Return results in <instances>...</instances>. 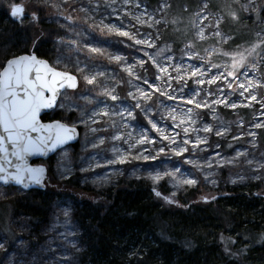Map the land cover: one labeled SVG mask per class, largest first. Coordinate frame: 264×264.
<instances>
[{
  "label": "rangeland",
  "instance_id": "374dc122",
  "mask_svg": "<svg viewBox=\"0 0 264 264\" xmlns=\"http://www.w3.org/2000/svg\"><path fill=\"white\" fill-rule=\"evenodd\" d=\"M30 1L20 0L13 5L21 6L25 16L27 12L35 13L32 11ZM138 1L144 2L143 0H85L86 5L77 8L76 0H41L45 2L43 15L50 17L48 21H54L59 26L66 24L65 32L58 41L61 44L58 57L54 62L52 61L51 66L64 71L72 69L81 75L80 97L73 92L64 91L60 94L54 109L64 116L65 119L62 121L80 127L77 141L79 154L76 157L71 146H66L52 157L53 173L48 175L46 185L51 190L59 192V195L55 194L51 213L46 221L40 224L34 235L30 231L28 217L18 215L10 219L9 208L0 212V243L5 245L4 249H0V264H79L76 258V254L81 249L78 241L79 232L72 218V204L68 196L73 193L79 199L92 200L94 195L92 191H85L82 188L68 190V187L60 185L63 180L76 173L81 175L79 181L81 187L89 185V188L93 189L126 177L129 171L130 174L143 175L152 182H154L152 177L159 173L161 177L159 180L165 179L173 192L178 193L193 188L196 190L197 199L214 196L224 183L234 185L241 181L264 182V177H260L264 174V151L255 153L249 149L258 145L257 142L260 144V134L264 133V131L257 132L259 129L264 130V0L199 1L196 10L206 14L208 23L205 22L206 25L204 23V30H201L202 27L196 31L192 28L193 33L201 41L209 40L213 36L215 37L213 45L223 47V50H218L216 47V51L211 52L210 61H214L212 58L214 55L217 56L218 60L214 63L217 65L226 62L230 72H234L232 69L234 62L239 64L242 61L243 65L249 67L246 76L243 75L245 72H242L240 67L241 72H235V79L229 76L230 80L226 83L212 84L208 81L219 74L214 73L215 68L212 70L209 64L201 59L188 62L182 54L181 47L185 42L179 40L185 36L187 24L182 19L184 16L181 17L178 11L183 1L171 0V4L169 0H161L158 7L149 8V16H145L144 11L139 9ZM210 3L216 8L211 9ZM128 16L132 18L133 23L128 22L130 20ZM244 19L251 20L253 25L244 26L242 23ZM112 25L120 28L121 31L129 32L134 39L119 36L114 31L109 32ZM155 28H158V33L163 29L166 38H171L177 44L180 42L178 50L173 49L176 45L171 46L169 41L160 39L158 33L155 36L159 40L151 49L148 43H135V40H143L151 32L147 29L155 30ZM228 29L233 31L231 43V37L225 34V30ZM217 32L220 33L219 36L216 35ZM254 37L258 43L263 42V45L258 44L256 52L259 53L255 59L246 60V57H251L254 53L252 50L255 45ZM115 40L123 44L129 41L128 44L132 43L134 49L138 48V52L125 53L113 50ZM92 48L101 49L103 54L90 52ZM145 52L158 60L166 57L164 63L169 56H174L175 74L181 76L175 89L183 90L179 94L181 101L179 106L173 104L169 107L163 103L156 105L157 108L143 101L139 111L145 123L135 126L130 123L128 126L124 120L129 116L121 114L120 108L123 105L128 109L136 108L134 105L141 102L133 97L129 98L128 95L131 105L129 102H122L119 96L117 100L111 99V95H115L116 85L120 83L112 82L113 69L110 66H115L116 72L128 76L125 73V64L138 57L147 59ZM116 56L121 57V60L113 59ZM70 65L72 67H69ZM190 65L201 69L204 74H198L190 79L189 76L193 71ZM169 75L171 76L170 71ZM85 76L95 77V82L88 84L84 79ZM102 77L105 78L104 81ZM187 80L191 81L187 83ZM198 80H203L204 83H197ZM249 81L252 82L253 87H249ZM128 82L127 90L134 80L128 78ZM241 83L245 85L247 91L239 87ZM136 86L135 83L133 89ZM170 87L171 84L169 89ZM240 92H244V95L241 96ZM252 95L256 96V100H251ZM189 100L193 103H188ZM217 100L226 101L228 106H225V103H214ZM196 102L202 105L206 103L207 106L196 108ZM174 103L177 101L174 100ZM233 103L236 107H231ZM240 108L250 109L253 112L247 119H242L239 118L241 114L237 111ZM189 109L192 111L189 112ZM104 113L108 114L104 115ZM159 114L162 115L160 118ZM158 118L160 123L157 128L162 130V134L157 129H153L149 123V120L157 123ZM256 124H260L261 127H255ZM206 126L212 131H203ZM184 128L188 129L187 135L183 131ZM217 131L222 134L216 135ZM142 135L154 140L155 143H137ZM162 135L174 138L177 143L169 146V141L163 140ZM262 136L264 137V134ZM197 137L206 138V143L193 149L192 143ZM185 139L190 140L187 152L176 155L170 150L182 145ZM217 140H221L218 141L222 143L221 148ZM211 143H214L212 149L209 147ZM161 147L165 150L158 154ZM140 153L148 156L149 159L133 158ZM122 156L127 157L125 163H119ZM153 156L156 158L152 159ZM44 164L49 167L47 161ZM128 165L132 167L126 169ZM165 173H173V175H165ZM184 179H195L197 183L194 186L181 184ZM6 187L0 185V203L23 192L18 187L8 192L3 189Z\"/></svg>",
  "mask_w": 264,
  "mask_h": 264
},
{
  "label": "trees",
  "instance_id": "16d2710c",
  "mask_svg": "<svg viewBox=\"0 0 264 264\" xmlns=\"http://www.w3.org/2000/svg\"><path fill=\"white\" fill-rule=\"evenodd\" d=\"M19 1L0 0V70L8 58L24 53L35 54L51 64L58 57V49L61 47L58 41L65 32L66 24L59 26L54 21H48L50 17L43 15L45 2L41 0H31L29 3L35 13L27 12L22 19L17 20L10 12L11 6ZM143 1L149 8L154 9L161 0ZM182 1L183 4L187 2ZM169 3L172 4V1L169 0ZM84 4L86 5L85 0H76L75 7L82 8ZM33 14L36 16L35 20L32 18ZM163 31L160 29L159 37L165 40ZM151 32L158 33V28ZM128 42L123 44L115 40L112 49L125 53L138 52V48L134 49L132 43ZM178 47L177 44L174 50ZM110 67L113 69L112 82L120 83L116 85L114 93H118L117 97L119 96L122 102L132 104L128 100V97H132L129 93L139 98L140 105L145 101L157 108L165 102L164 96L161 95H154L150 100L140 98L132 91L136 80L126 72L128 76L116 72L115 66ZM69 72L79 79L78 88L69 92L80 97L81 75L72 69ZM128 78L134 82L127 90ZM102 79L105 80L104 77ZM133 110L135 119L130 118L132 126L145 123L140 109ZM237 111L242 119H247L253 112L246 108ZM160 114L159 118L162 116ZM51 119L65 118L56 110L42 117V120ZM78 129L80 130V127ZM262 131L264 130H257L258 133ZM263 134H260V144L257 142L258 145L249 148L252 152L264 151ZM218 143L221 148L222 143ZM78 144L79 142L71 146L76 157L79 154ZM213 144L209 146L211 149ZM52 157L47 160L48 168L44 164L46 161H39L47 169L43 190L23 191L20 195L0 203V212L9 208L10 219L18 215L28 217L33 235L51 213L55 194L59 195V192L46 185L48 175L53 173ZM128 166L125 168L132 167ZM130 172L126 177L97 189L89 188V185L81 187L80 173L60 183L68 187V190L82 188L92 191L94 195L92 200L79 199L73 193L68 196L72 204V218L79 232L81 249L76 254L79 264H264L262 180L241 181L234 185L224 183L214 196L197 199L196 190L193 188L176 193L171 190L165 179L152 182L143 175L138 176ZM260 177H264V174ZM3 189L10 192L14 187L8 185ZM157 192L160 193L159 196L156 195Z\"/></svg>",
  "mask_w": 264,
  "mask_h": 264
},
{
  "label": "snow or ice",
  "instance_id": "6c2138e0",
  "mask_svg": "<svg viewBox=\"0 0 264 264\" xmlns=\"http://www.w3.org/2000/svg\"><path fill=\"white\" fill-rule=\"evenodd\" d=\"M23 8L19 5L11 6V16L13 18H23L22 17ZM33 20L36 19L35 14H33ZM122 27V25H121ZM115 32L119 36L128 37L129 39H134L133 36L129 34L127 31H121L120 28H117L115 25H112L109 28V32ZM201 38H203L202 32L200 33ZM216 35H220L219 32ZM136 44H144L146 41L144 40H135ZM152 43H148V47H153ZM190 47V45H189ZM259 47V45L253 46V51L255 48ZM90 52L103 54L102 50L99 48H92ZM149 57L150 60H153L155 63L154 57L149 53H144ZM116 61H120L121 57L116 56L113 57ZM171 59V58H170ZM141 65H143V61H141ZM239 66L242 67V61L239 63ZM160 72H167V68L160 67L157 65ZM193 68L192 76H197L198 74L203 75L204 73L201 69L197 68L194 65H190ZM213 67H219L218 65H213ZM233 67H237V64L234 62ZM81 71H83L81 69ZM129 74L131 75V70L128 69ZM224 74L221 73L218 76H214L212 79L208 81L209 84L214 83L216 80L220 79ZM228 76H233L235 78V72H228ZM243 75H247V72L243 73ZM84 79L88 84H93L95 82V77L85 76ZM157 79H161V77L157 76ZM74 76L69 75L67 72H61L55 70L54 67L49 66L47 61L38 59L36 55H24L19 56L13 59H10L6 62V66H3V71L0 72V155L3 157V163H0V181L4 183H8L9 181H14L16 184L23 185L25 180V174L27 177L36 184L41 183V177L44 172L43 168H32L28 167L25 161V157L31 154H45L48 149V144L51 142V150H54L57 145L65 143L67 140L71 139L75 134V128H68L61 123H53V124H43L41 123L40 116L41 110L51 108L56 100L58 95V91L60 88L65 86V83H68L69 87H75ZM145 84H148V87L151 89L154 87V84H149V82L145 79ZM197 83L203 84V80H198ZM249 87H253L252 82L249 81ZM260 86V85H255ZM231 87V84H229ZM240 88L247 91L245 85L241 83L239 85ZM140 92V98L144 100L151 99V93L145 92L143 89H138ZM155 91H160L159 86H155ZM49 93L50 95H45ZM161 95H166L165 92L160 91ZM109 95H111L109 93ZM198 95V93H197ZM240 95L243 96L244 92H240ZM129 96H132L133 99L139 100L134 94L129 93ZM169 99H173L171 95L168 96ZM112 100H117L118 97L115 95H111ZM251 100H256V96L252 95ZM188 103H193L192 100H189ZM214 103H225L226 101L217 100ZM202 106H207V104H203L200 102H196L195 107L200 108ZM134 107L140 108L141 105L137 102ZM231 107H236V104L233 103ZM189 112L192 110L189 109ZM108 113H104L107 115ZM122 114V113H121ZM128 116L132 119H135L134 114L129 111ZM175 119V117H173ZM153 129H157L159 133L162 134V130L157 128V125L149 120ZM183 123V121H181ZM179 126V125H177ZM255 127H261L260 124H256ZM184 133L187 135L188 129H183ZM205 132H211L212 129L210 127H205L203 129ZM44 132L47 135L39 136L38 138H33L30 133H40ZM70 133L72 135H70ZM222 133L217 131L216 135H221ZM179 135V133H177ZM119 139L120 137H116ZM163 140L169 141V146L171 144H176L177 141L169 137L167 135H162ZM139 144L143 143H155L154 140H150L148 137L143 136L137 142ZM190 140L185 139L182 142V145H178L177 148L170 149L176 155H182L184 152H187L188 145ZM206 143V138L201 139L197 137L196 141L192 143L193 149L199 147L200 144ZM9 146H11V152H9ZM164 147L159 149V153L164 152ZM147 151V149H145ZM15 157L17 163L15 165V172L10 173L3 166L4 163L11 164L12 161L8 159V157ZM134 159L143 158L145 160L149 159L148 156H144L143 153H140ZM155 159L156 157H151ZM127 161L126 156H122L119 159V163H125ZM115 163L116 161H111ZM191 162V161H190ZM194 163V162H192ZM210 166V165H209ZM178 171V169H177ZM165 175H173V173H165ZM160 174L158 173L156 176L152 177L153 181H158L160 179ZM181 184H187L189 186H194L197 181L195 179H184L180 182ZM157 196L160 195L159 192L156 193ZM67 215V213H65ZM5 245L0 243V249H4Z\"/></svg>",
  "mask_w": 264,
  "mask_h": 264
},
{
  "label": "built area",
  "instance_id": "2783aa9c",
  "mask_svg": "<svg viewBox=\"0 0 264 264\" xmlns=\"http://www.w3.org/2000/svg\"><path fill=\"white\" fill-rule=\"evenodd\" d=\"M137 6L139 7V9L144 11L145 16L150 15L149 14V11H150L149 7L145 4V2L138 1ZM205 15L206 14L203 12H198V11L195 12V16H194L195 20H194V25H193V28L195 29V31L200 27H202L201 30L205 29V25H206V23H208V22H206V16ZM131 16H134V15H131ZM128 18L130 19L128 22L133 23L132 18H130V16H128ZM204 23H205V25H204ZM147 30H152V29H147ZM194 36H195L197 41H201L197 37L196 34H194ZM143 40L146 41V43H152L154 45L159 40V38L157 36H155V34L150 32L145 36V38H143ZM189 45H190V47H189ZM151 48L152 47H150V49ZM181 50H182V54L184 55V57L186 58V60L188 62H193L195 59H201L204 63L209 64V67L212 68V70L215 68L214 73H219V74H216V76L220 75L221 73L224 74L223 76H221L220 79L216 80L215 82L226 83L230 80L229 76L227 75V73L230 72V68L226 62L218 63L217 65L219 67H213V65H216V64L213 61H210V59H209V57L211 56V52L214 51L213 47H209L206 51L200 52L199 50L195 49L193 47V45L191 44V42L188 40V41H185V43L182 45ZM154 60H155V63L153 62V60H150L149 57L147 59H145L144 57H138L136 60L128 62L125 64V66H124V68L126 69L125 72L129 76H132L133 79H135L137 82L136 88L133 89L132 91L140 96L141 94L138 91V89H143L145 92L151 93V97L154 95H161L160 91H163L166 93V95H161V96H164V98H165V102H164L165 106L169 105V107H172L173 104L179 106V102L181 101L179 94L183 90L177 91L175 89V86L178 85L180 80H181V76H179L178 74H175V67H173L175 65L174 56H172V55L169 56L165 63H164V61L166 60V57L163 60L162 59L158 60L156 58H154ZM141 61H143V65H141ZM157 65H159L160 67L167 68V72L166 73L160 72ZM184 67L188 68L187 66H184ZM128 69L131 70V75L129 74ZM248 69H249V67L247 65H244L242 67L241 71L247 72ZM169 71L171 72V76L169 75ZM139 72L141 74H139ZM157 76L161 77V79L158 80ZM192 77H193L192 75L189 76L190 79ZM145 79L149 82V84H154V87L150 89L148 87V84H145L143 82ZM189 81H191V80H187V83H189ZM170 84H171V87H170L171 90L169 89ZM155 86H159L160 91H155ZM169 95H171L174 98L169 99L168 98ZM115 96H117V95L115 94ZM174 100L177 101V103H174ZM119 111L122 114H126L127 116H128L129 111H131L134 114L133 108L128 109L124 105H123V107L120 108ZM130 118L131 117L125 118V120H124L126 123H128V126H130ZM156 122L157 123H155V124L159 125L160 119L158 118V120Z\"/></svg>",
  "mask_w": 264,
  "mask_h": 264
},
{
  "label": "water",
  "instance_id": "95a60500",
  "mask_svg": "<svg viewBox=\"0 0 264 264\" xmlns=\"http://www.w3.org/2000/svg\"><path fill=\"white\" fill-rule=\"evenodd\" d=\"M10 15H11V12H10ZM22 16H23V13H22ZM19 19L20 18L17 17V20H19ZM24 55H35V54L24 53V54H19V55L10 57V58H8L5 61V63H4L3 66H6V62L8 60L13 59V58H16V57H19V56H24ZM36 57L38 59L47 61L46 59L40 58L37 55H36ZM47 63L49 64V66H51V64L48 61H47ZM55 70L61 71V72H67L69 75L74 76L76 78V80H75L76 86L75 87H69L68 86V83L66 82L65 83V86L63 88H60L59 89L58 95L56 97V100H55L53 106L51 108H47V109H42L41 110L40 120H41V123H43V124H53V123H57L58 122V123H61V124L65 125L68 128H75V134L72 136L71 139L67 140L65 143L57 145V147L54 150H51V142H49V144H48V149L49 150H47L45 154L36 153V154L27 155L25 157V161H26L28 167H32V168H43L44 169V172H43L42 177H41V183L40 184L33 183L27 177V174H25V180H24V184L23 185L16 184L14 181H9L8 183H4L3 181H0V185H2V186L11 185L13 187L20 188L24 192L29 191V190H32V189H40V190H43L45 188L44 180H45V177H46L47 169H46V166L44 164L39 163V161L45 162V161L49 160L59 150H61L62 148L66 147V146H72V145L76 144L77 141H78V139H79L80 131H79V129L77 127L72 126V125H69V124H67L64 121L59 120V119L42 120V117L44 115L50 114L56 108L57 102H58V99H59V96H60V94L62 92H64V91H74L78 87V77L75 74H73V73H71L69 71L59 70V69H56V68H55ZM2 71H3V67L0 70V72H2ZM45 95H50V94L49 93H46ZM30 135L35 139V138H38L39 136L47 135V133H44V132H40V133H30ZM70 135H72V134L70 133ZM11 150H12L11 149V146H9V152H11ZM8 159L11 160L12 163L11 164L4 163L3 166L8 170V172L14 173L15 172V165L17 163H20V161H17L15 157H12L10 155H9ZM0 163H3V157H2V155H0ZM0 175H3V173H0Z\"/></svg>",
  "mask_w": 264,
  "mask_h": 264
},
{
  "label": "crops",
  "instance_id": "0c3cea01",
  "mask_svg": "<svg viewBox=\"0 0 264 264\" xmlns=\"http://www.w3.org/2000/svg\"><path fill=\"white\" fill-rule=\"evenodd\" d=\"M199 1H201V0H191V1H187L185 4H183L181 6V9L178 11V14L181 17L184 16V18H182V19L184 20L185 24H187V28H185V30H186V33L184 34L185 36L181 40H179V41L180 42H185L186 40H189L191 42V44L193 45V47L196 48L199 51H204L205 48H207V47H213L215 51H216V47L218 48V50H223V47L222 46L213 45V39H215V37L214 38L212 37L211 39H209L210 41L209 40L197 41L196 38H195V36L193 35L194 33H193V29L192 28H193L194 20H195L194 13L197 11L196 9L199 7V5H198ZM210 6H211L210 7L211 9L216 8V6H214L212 3H210ZM180 16H179V19L181 18ZM174 20H176V18H174ZM242 23H243L244 26L247 25L248 27H251L253 25L252 22H251V20L249 21L248 19L247 20H245V19L242 20ZM222 31H223V28H222ZM225 34H227L229 38L231 37V39H230L231 40L230 43H231L232 42L233 31L230 30V29L225 30ZM254 34H255V31H254ZM254 39H255V37H254ZM165 41H169L170 44H171V46H173L175 44L177 45V43L174 42L171 38H166ZM254 43H255V45H258V44L260 46L263 45V42H259L258 43V41L256 39H255ZM176 50H178V49H176ZM256 50H257V47L255 48V51L251 55V57H246L245 59L246 60H248V59H250V60L255 59L258 56V53H259V51L256 52ZM259 50H261V49H259ZM212 58L214 60L213 62H215V61L218 60L217 56H215V55ZM241 68H240L239 64H237V67H232V69L234 70V72L240 71L239 69H241Z\"/></svg>",
  "mask_w": 264,
  "mask_h": 264
},
{
  "label": "flooded vegetation",
  "instance_id": "af4514ba",
  "mask_svg": "<svg viewBox=\"0 0 264 264\" xmlns=\"http://www.w3.org/2000/svg\"><path fill=\"white\" fill-rule=\"evenodd\" d=\"M78 86H79V79H78ZM78 88V87H77ZM59 100V99H58Z\"/></svg>",
  "mask_w": 264,
  "mask_h": 264
}]
</instances>
